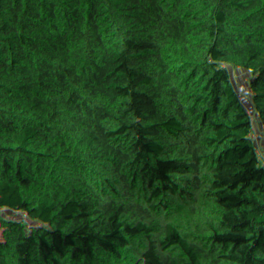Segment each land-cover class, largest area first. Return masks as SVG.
<instances>
[{
    "label": "trees",
    "instance_id": "trees-1",
    "mask_svg": "<svg viewBox=\"0 0 264 264\" xmlns=\"http://www.w3.org/2000/svg\"><path fill=\"white\" fill-rule=\"evenodd\" d=\"M134 5L13 76L0 43V264H264V0Z\"/></svg>",
    "mask_w": 264,
    "mask_h": 264
},
{
    "label": "built area",
    "instance_id": "built-area-1",
    "mask_svg": "<svg viewBox=\"0 0 264 264\" xmlns=\"http://www.w3.org/2000/svg\"><path fill=\"white\" fill-rule=\"evenodd\" d=\"M94 1L0 0V43L26 45L32 52L26 55L33 57L31 61L17 57V60L7 63L5 74L11 76L7 73V67L11 70L12 67L18 68L13 76L34 63L56 62L70 57L76 45L97 44L131 28L138 19L134 0H113V5L108 4L110 0H97V7L93 6ZM144 2L150 8L151 24L155 27L159 16L167 10V0ZM17 17L22 21L24 32L14 38L6 25L15 28Z\"/></svg>",
    "mask_w": 264,
    "mask_h": 264
},
{
    "label": "rangeland",
    "instance_id": "rangeland-1",
    "mask_svg": "<svg viewBox=\"0 0 264 264\" xmlns=\"http://www.w3.org/2000/svg\"><path fill=\"white\" fill-rule=\"evenodd\" d=\"M48 1H51V0H48ZM6 29L8 30L10 36H12L14 38H17L18 33L24 32L23 26H22V21L19 19V17H17L15 19V28L12 27L11 25L7 24ZM18 42H22V40H18ZM15 45H17L23 49V54H21L19 56V58L21 57L20 60H24V61H31L32 60V58H33L32 55H30V56L26 55V54H32V52H30L31 48L27 47L26 45L22 46L19 43L15 44ZM17 70H18V68L12 67V70H11L10 67L9 68L7 67V73H9L11 76H12L13 72H16ZM184 204H185V208H186L187 217L189 218V221L192 224L193 229H194L197 237L203 243L206 227L202 223L201 217H202V212L204 211V207L200 206V205L191 206V205L186 204V202H184ZM204 247L206 248L205 245H204ZM207 254H208V257L210 258V261L208 264H216L214 257H212V254H210L208 252V249H207Z\"/></svg>",
    "mask_w": 264,
    "mask_h": 264
},
{
    "label": "water",
    "instance_id": "water-1",
    "mask_svg": "<svg viewBox=\"0 0 264 264\" xmlns=\"http://www.w3.org/2000/svg\"><path fill=\"white\" fill-rule=\"evenodd\" d=\"M113 3H114L113 0H110V1L108 2L109 5H113ZM97 4H98V1L95 0V1L93 2V6H94V7H97ZM136 16H137V13H136ZM17 59H18V58L14 59V60H12V61H10V62H8V64H10L11 62H13V61H15V60H17Z\"/></svg>",
    "mask_w": 264,
    "mask_h": 264
},
{
    "label": "bare ground",
    "instance_id": "bare-ground-1",
    "mask_svg": "<svg viewBox=\"0 0 264 264\" xmlns=\"http://www.w3.org/2000/svg\"><path fill=\"white\" fill-rule=\"evenodd\" d=\"M36 33H37V31H36ZM37 34H38V35H37ZM37 34H36V37H38V36H39V33H37Z\"/></svg>",
    "mask_w": 264,
    "mask_h": 264
}]
</instances>
